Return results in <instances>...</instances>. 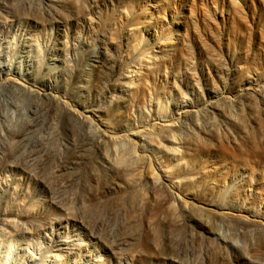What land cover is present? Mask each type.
<instances>
[{
	"label": "bare ground",
	"instance_id": "obj_1",
	"mask_svg": "<svg viewBox=\"0 0 264 264\" xmlns=\"http://www.w3.org/2000/svg\"><path fill=\"white\" fill-rule=\"evenodd\" d=\"M208 2L0 0V264H264V29Z\"/></svg>",
	"mask_w": 264,
	"mask_h": 264
},
{
	"label": "rangeland",
	"instance_id": "obj_2",
	"mask_svg": "<svg viewBox=\"0 0 264 264\" xmlns=\"http://www.w3.org/2000/svg\"><path fill=\"white\" fill-rule=\"evenodd\" d=\"M199 0H197L198 2ZM264 1V0H263ZM236 4L241 8V10H243V15L247 18V24L251 25L254 28H259L257 30H263L264 29V14L263 11L260 10L261 9V1L260 0H235ZM212 6V7H211ZM219 10L216 11L215 8L213 7V4L210 2L207 3V10H210L212 12V14H215L217 17L220 16L219 11L223 10L224 15L228 16V17H233L234 15V10H233V6L231 3H229V0H217V6H216ZM216 8V9H217ZM199 10V9H198ZM233 11V12H232ZM246 13V14H245ZM262 13V14H260ZM228 14V15H227ZM231 14V15H230ZM257 14V16L255 15ZM255 15V16H253ZM262 15V16H261ZM253 16V17H252ZM263 17V18H262ZM245 18V20H246ZM253 18V19H252ZM258 18V19H257ZM262 18V19H261ZM251 23V24H250ZM262 28V29H260ZM264 31V30H263ZM9 94V92H8ZM5 97H7L5 95ZM260 173H263V170L260 171Z\"/></svg>",
	"mask_w": 264,
	"mask_h": 264
}]
</instances>
